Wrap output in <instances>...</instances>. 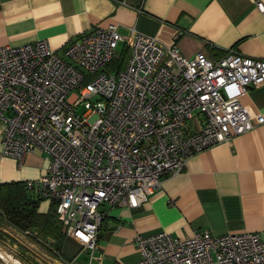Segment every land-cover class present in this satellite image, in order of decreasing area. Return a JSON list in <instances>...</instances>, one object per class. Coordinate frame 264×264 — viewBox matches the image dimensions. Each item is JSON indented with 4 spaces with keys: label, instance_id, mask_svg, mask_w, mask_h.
<instances>
[{
    "label": "built area",
    "instance_id": "built-area-1",
    "mask_svg": "<svg viewBox=\"0 0 264 264\" xmlns=\"http://www.w3.org/2000/svg\"><path fill=\"white\" fill-rule=\"evenodd\" d=\"M122 43L127 60L109 70ZM262 85L264 59L235 49L218 59L203 51L188 58L143 33L124 38L115 23L61 54L45 39L0 45L3 151L19 162L36 149L49 156L26 188L56 204L66 235L93 264L102 258L104 206L140 207L193 155L263 123L241 101ZM134 243L135 264H264V230H197L183 238L161 230Z\"/></svg>",
    "mask_w": 264,
    "mask_h": 264
},
{
    "label": "crops",
    "instance_id": "crops-1",
    "mask_svg": "<svg viewBox=\"0 0 264 264\" xmlns=\"http://www.w3.org/2000/svg\"><path fill=\"white\" fill-rule=\"evenodd\" d=\"M258 3L264 0H0V45L45 39L61 54L95 27L115 23L124 38L143 33L175 45L188 58L203 51L218 59L235 49L264 59V12ZM241 101L251 114L264 115V85L249 87ZM3 128L0 122V183L40 178L49 156L36 149L19 162L4 154ZM50 207L42 201L39 210L46 213ZM104 207L102 258L93 264L137 263L138 234L166 230L183 238L197 230L216 235L263 231L264 122L193 155L140 207Z\"/></svg>",
    "mask_w": 264,
    "mask_h": 264
},
{
    "label": "trees",
    "instance_id": "trees-1",
    "mask_svg": "<svg viewBox=\"0 0 264 264\" xmlns=\"http://www.w3.org/2000/svg\"><path fill=\"white\" fill-rule=\"evenodd\" d=\"M121 47L119 56L109 64V70L122 67L127 60L129 49L126 45ZM25 183H0V211L18 230L36 231L41 239L52 241L55 249L61 248L67 236L56 213V204L51 202L49 211L41 212L42 200L28 191Z\"/></svg>",
    "mask_w": 264,
    "mask_h": 264
},
{
    "label": "rangeland",
    "instance_id": "rangeland-1",
    "mask_svg": "<svg viewBox=\"0 0 264 264\" xmlns=\"http://www.w3.org/2000/svg\"><path fill=\"white\" fill-rule=\"evenodd\" d=\"M55 248L52 241L41 239L36 231L18 230L0 211V264L89 263V253L69 238H66L64 249Z\"/></svg>",
    "mask_w": 264,
    "mask_h": 264
}]
</instances>
